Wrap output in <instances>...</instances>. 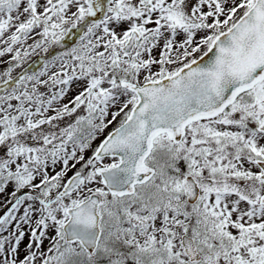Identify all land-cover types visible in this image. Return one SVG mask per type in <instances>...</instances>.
<instances>
[{"label": "snow or ice", "instance_id": "1", "mask_svg": "<svg viewBox=\"0 0 264 264\" xmlns=\"http://www.w3.org/2000/svg\"><path fill=\"white\" fill-rule=\"evenodd\" d=\"M0 64V264H264V0H0Z\"/></svg>", "mask_w": 264, "mask_h": 264}, {"label": "water", "instance_id": "2", "mask_svg": "<svg viewBox=\"0 0 264 264\" xmlns=\"http://www.w3.org/2000/svg\"><path fill=\"white\" fill-rule=\"evenodd\" d=\"M29 65H31V68L33 69H38L39 67H41L40 57L37 56L36 58H34L32 61L29 62L28 67Z\"/></svg>", "mask_w": 264, "mask_h": 264}, {"label": "rangeland", "instance_id": "3", "mask_svg": "<svg viewBox=\"0 0 264 264\" xmlns=\"http://www.w3.org/2000/svg\"><path fill=\"white\" fill-rule=\"evenodd\" d=\"M34 57H36V56H33L31 59H29L28 61H27V63L25 64V67H27V64L32 60V59H34ZM4 67V65L3 64H0V69H2ZM31 70L32 71H38V70H33L32 68H31Z\"/></svg>", "mask_w": 264, "mask_h": 264}]
</instances>
